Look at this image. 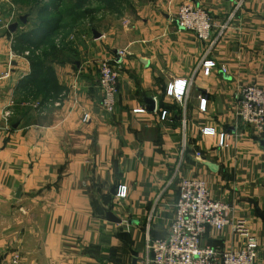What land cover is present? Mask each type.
Masks as SVG:
<instances>
[{
  "label": "crops",
  "instance_id": "0c3cea01",
  "mask_svg": "<svg viewBox=\"0 0 264 264\" xmlns=\"http://www.w3.org/2000/svg\"><path fill=\"white\" fill-rule=\"evenodd\" d=\"M187 1L210 13L209 56L225 73L197 68L209 42L174 21ZM238 1L132 0L120 17L54 44L43 66L28 57L23 16L14 23L0 0V264H146L148 238L168 234L182 176L204 180L232 222H244L264 264V133L236 113L241 86L264 85V0ZM102 57L120 66L112 113L100 104ZM175 78L190 80L184 103L165 96ZM203 126L226 131L228 145ZM120 182L128 194L116 200ZM244 240L232 225L202 238L221 249Z\"/></svg>",
  "mask_w": 264,
  "mask_h": 264
},
{
  "label": "built area",
  "instance_id": "2783aa9c",
  "mask_svg": "<svg viewBox=\"0 0 264 264\" xmlns=\"http://www.w3.org/2000/svg\"><path fill=\"white\" fill-rule=\"evenodd\" d=\"M242 0L237 2L240 6ZM174 21L181 30H186L203 42H209L205 55L197 68L208 75L213 69L225 73L226 67L220 65L209 56L215 44L211 39L214 22L207 9L191 1L180 4ZM227 28V23L219 26L218 36ZM28 54V52H27ZM98 86L100 90L101 108L106 113L114 112L120 66L112 58L102 57L97 62ZM190 80L175 78L165 87V96L182 103L188 92ZM184 103V102H183ZM207 99L200 96V110H206ZM159 118L165 120L169 114L167 108L157 109ZM133 113H145L144 107L132 109ZM236 113L242 124L264 133V85L255 83L243 84L238 92ZM87 119L85 114L83 120ZM202 135L216 136L219 146L228 145L229 134L224 130H216L213 126H203ZM2 138L0 135V146ZM185 141L182 147L185 148ZM178 196L174 203L173 218L168 234L164 237L148 238L146 264H256L258 257V241L245 227L243 221L233 223L228 216V206L222 200L210 195L204 180L197 177H180L177 183ZM128 186L118 183L114 198L122 200L127 197ZM228 225L241 233L245 240L241 247L221 249L218 246L203 244L202 238L207 230L222 232Z\"/></svg>",
  "mask_w": 264,
  "mask_h": 264
},
{
  "label": "rangeland",
  "instance_id": "374dc122",
  "mask_svg": "<svg viewBox=\"0 0 264 264\" xmlns=\"http://www.w3.org/2000/svg\"><path fill=\"white\" fill-rule=\"evenodd\" d=\"M130 1L132 0H10V5L15 12L12 21L21 24L19 18L23 16L24 25H27L24 27L29 38L27 42L32 43L30 49L26 48L28 56L31 55L33 61H39L44 66L45 59L53 54L54 44H61L65 39L73 40L75 37H69L79 33L84 35L86 27L97 29L101 18L106 15L109 18L120 17L121 8ZM42 34L44 35L41 37Z\"/></svg>",
  "mask_w": 264,
  "mask_h": 264
},
{
  "label": "water",
  "instance_id": "95a60500",
  "mask_svg": "<svg viewBox=\"0 0 264 264\" xmlns=\"http://www.w3.org/2000/svg\"><path fill=\"white\" fill-rule=\"evenodd\" d=\"M15 24H13L12 26H11V29H14L15 28ZM116 187V186H115ZM114 191H115V188H114ZM106 217H107V219L108 220H110V221H113V222H119L120 220L118 219V218H116L111 212H108L107 214H106ZM134 255H135V253H134ZM133 264H136L135 263V260H133V262H132Z\"/></svg>",
  "mask_w": 264,
  "mask_h": 264
},
{
  "label": "trees",
  "instance_id": "16d2710c",
  "mask_svg": "<svg viewBox=\"0 0 264 264\" xmlns=\"http://www.w3.org/2000/svg\"><path fill=\"white\" fill-rule=\"evenodd\" d=\"M28 57L30 58V60H31L32 62H34V63H35V61H33V59H31V55H29Z\"/></svg>",
  "mask_w": 264,
  "mask_h": 264
}]
</instances>
